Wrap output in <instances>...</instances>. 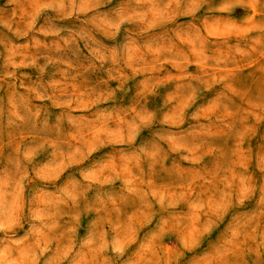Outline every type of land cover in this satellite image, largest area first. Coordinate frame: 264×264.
<instances>
[{
  "label": "rangeland",
  "instance_id": "374dc122",
  "mask_svg": "<svg viewBox=\"0 0 264 264\" xmlns=\"http://www.w3.org/2000/svg\"><path fill=\"white\" fill-rule=\"evenodd\" d=\"M0 264H264V0H0Z\"/></svg>",
  "mask_w": 264,
  "mask_h": 264
}]
</instances>
